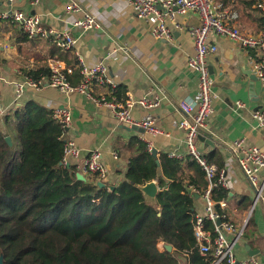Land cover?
I'll use <instances>...</instances> for the list:
<instances>
[{
    "label": "crops",
    "instance_id": "1",
    "mask_svg": "<svg viewBox=\"0 0 264 264\" xmlns=\"http://www.w3.org/2000/svg\"><path fill=\"white\" fill-rule=\"evenodd\" d=\"M72 1L95 15L101 26L83 30L78 22L83 18L84 10H69L67 5ZM220 1L239 11L238 25L243 31L254 33L264 27V14L255 6V1ZM15 10L38 14L45 28L69 30L76 38V44L71 50H65L53 39L29 37L5 16ZM177 23L182 27L176 26ZM199 23L196 13L177 14L168 20L171 38L163 39L152 34L149 21L137 15L129 0H0V102L6 109V114L0 115V129L11 137L12 144L18 149L17 139L7 121L17 107L29 100L49 110L68 106L72 123L65 138L74 139L84 157L92 149H99L108 168L103 182L119 184L125 178L136 140L142 138L143 130L120 123L110 106L97 104L83 93L62 92L48 81L53 62L66 73L73 85L80 83L81 56L88 66L103 63L107 67L117 84L114 95L119 102L138 100L148 94L162 98L154 108L134 104L132 114L139 119L152 113L163 129L153 138L157 158L170 152L180 153L185 175L192 174L187 167L190 158L187 131L179 126L181 119L185 116L191 119V116L181 111L178 102L193 97L199 89V74L189 66V59L196 52L189 27ZM213 41L218 49L209 55L208 62L217 97L213 102V113L202 132L206 140L199 138L197 144L204 155L210 154L211 161L224 168L229 183L228 189L223 188L228 192L224 199L228 203L224 210L228 218L238 229L248 220L235 245L237 259L254 256L264 264V205L257 203L251 212L255 190L232 151V144L238 139H244L247 146L256 145L264 151V125L254 116L257 110L264 114V83L252 72V52L249 49L226 37L214 36ZM45 70L49 71L48 74ZM34 72H40L42 83L39 87H26L18 106H15L17 83ZM104 92L109 90L95 86L96 95ZM238 101L242 102L241 106ZM194 206L196 213H206V201L200 193L198 198L195 197ZM209 222L211 226L207 227L214 231V224ZM227 237L234 239L236 233H227ZM158 242L159 250H166L164 245L167 242ZM247 245L256 252L254 255H250ZM174 251L173 246L171 252ZM178 256L181 264H191L188 253Z\"/></svg>",
    "mask_w": 264,
    "mask_h": 264
},
{
    "label": "trees",
    "instance_id": "2",
    "mask_svg": "<svg viewBox=\"0 0 264 264\" xmlns=\"http://www.w3.org/2000/svg\"><path fill=\"white\" fill-rule=\"evenodd\" d=\"M10 115L18 149L0 129V255L5 264H181L183 252L191 264L210 263L212 256L202 255L197 246L195 196L186 190L187 183L200 192L207 186L195 158L187 163L193 173L185 175L183 160L162 154L159 165L139 138L125 178L100 186L95 175L81 180L74 166L59 165L65 130L52 110L29 100ZM205 156L212 162L210 154ZM152 180L161 187L155 203L140 188ZM227 197L222 187L214 190L216 200ZM158 240L176 251H160Z\"/></svg>",
    "mask_w": 264,
    "mask_h": 264
},
{
    "label": "built area",
    "instance_id": "3",
    "mask_svg": "<svg viewBox=\"0 0 264 264\" xmlns=\"http://www.w3.org/2000/svg\"><path fill=\"white\" fill-rule=\"evenodd\" d=\"M37 2V0H35ZM139 17L149 21L152 27V34L156 38H171L172 31L168 20L173 19L177 14L186 15L190 12L198 15L200 23L189 27L193 38L196 52L189 59V66L199 74V89L193 97L180 99L178 107L183 113L191 116V119L184 117L179 126L187 131L186 141L189 147V155L195 158L205 171L208 181L206 189L199 191L194 185H186L187 193L201 194L206 201V213H196L193 217V231L197 245L203 255H211L212 259L208 264H263L259 259L252 256L239 260L235 255V245L244 231L245 225L238 229L235 223L228 218L225 209L228 206L226 200H216L214 190L216 188H229L224 168H219L216 163L210 162L199 149L197 140L207 126L209 117L213 113V102L217 97L214 91V78L211 74L208 57L218 49L217 43L213 41L214 36L226 37L237 41L243 47L252 52V72L264 83V29L259 32L243 31L239 25L240 13L231 6L218 0H129ZM255 6L264 14V0H255ZM69 10H84L76 1L67 5ZM10 21L18 24L29 37H43L53 39L54 43L65 50H71L77 40L69 30L56 28H45L41 24V17L38 14H27L22 10H15L6 14ZM78 24L83 30L99 28L101 26L97 17L92 13L83 12V18ZM179 28L182 27L177 23ZM80 70L82 80L73 85L65 72L51 63L52 73L48 77L49 84L57 87L62 92H79L86 94L93 102L104 103L113 109V112L120 123L130 126H137L143 130L141 139L144 140L151 151H153V138L163 132L152 113L145 114L142 118H135L131 108L134 104L140 103L146 108H154L161 103L160 97H151L149 94L138 100L129 99L125 103L116 100L114 91L117 84L109 75L107 67L103 63L88 66L80 56ZM42 79H34L25 75L22 82L16 85L15 106H18L19 98L25 92L26 87H39ZM106 87L109 92L96 95L95 86ZM238 105L242 102L238 101ZM6 109L0 102V115H5ZM52 116L61 123L65 132L72 123V112L68 106L57 107L52 110ZM254 116L264 125V114L257 110ZM65 137V136H64ZM232 151L237 157L238 163L255 190L253 207L257 203L264 205V151L256 145H245L244 139H238L232 144ZM169 155L175 158H183V155L170 152ZM62 163L64 166H74L77 172L84 175H95L98 181H104L108 175V168L102 160V153L99 149H92L85 157L82 149L72 138H65ZM260 173L263 175L260 176ZM220 206V209L216 205ZM218 220H221L218 223ZM207 221L214 224V231L207 227ZM227 233H236L234 239H229Z\"/></svg>",
    "mask_w": 264,
    "mask_h": 264
},
{
    "label": "water",
    "instance_id": "4",
    "mask_svg": "<svg viewBox=\"0 0 264 264\" xmlns=\"http://www.w3.org/2000/svg\"><path fill=\"white\" fill-rule=\"evenodd\" d=\"M199 138L202 139V140H206L205 136H203L202 134L199 135ZM5 139L8 141L9 144H12V139H11V137H10L9 135H7V136L5 137ZM209 142H210V141H209ZM152 153H153V155H154L155 157H157V149H156V148H153ZM157 163L160 164V161H159L158 158H157ZM59 165H63L62 161L59 162ZM77 177H78L79 179H81V180H86V179H87V176L84 175V174L81 173V172H78V173H77ZM98 184H99L100 186H104L106 183L103 182V181H98ZM140 188H141V190L144 192V194L146 195V198H147L148 200H150V201H152V202H154V203L156 202V200H157V196H158V193H159V185H158L157 181H155V180L149 181V182H147V183H145V184H143V185H140ZM195 197L198 198V197H199V194L196 193V194H195ZM220 222H221V220H218V223H220ZM164 246H165V249H166L167 251H169V252H171L172 249H173V245L170 244V243H165ZM247 249H248V251L250 252V255H254V254L256 253V252H254V251L251 249L250 245H247ZM4 260H5V258H4V253H1V255H0V264H5V263H4Z\"/></svg>",
    "mask_w": 264,
    "mask_h": 264
},
{
    "label": "rangeland",
    "instance_id": "5",
    "mask_svg": "<svg viewBox=\"0 0 264 264\" xmlns=\"http://www.w3.org/2000/svg\"><path fill=\"white\" fill-rule=\"evenodd\" d=\"M162 249H164V248H162Z\"/></svg>",
    "mask_w": 264,
    "mask_h": 264
}]
</instances>
